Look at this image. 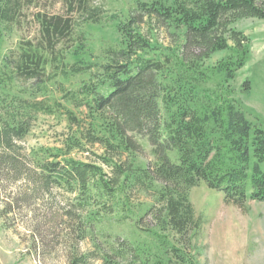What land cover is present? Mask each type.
I'll list each match as a JSON object with an SVG mask.
<instances>
[{
  "label": "trees",
  "instance_id": "1",
  "mask_svg": "<svg viewBox=\"0 0 264 264\" xmlns=\"http://www.w3.org/2000/svg\"><path fill=\"white\" fill-rule=\"evenodd\" d=\"M50 1L61 3L63 12H34L38 36L1 55L24 9L39 7V0H0L1 162L21 170L15 142L39 113L67 108L52 92L65 91L62 100L87 109L88 138L108 155L98 157L100 165L50 161L63 154L47 149L40 154L46 160L36 158L46 186L78 188L115 202L119 210L125 206L136 228L154 205L131 208L129 192L152 194L159 206L156 229L122 240L117 256L130 264H199L193 245L189 249L186 243L192 244L202 225L190 198L193 187L205 182L241 209L250 200L264 201V130L235 104L223 106L205 93L212 69L217 80H232L250 56L248 37L233 30L236 44L231 46L221 33L225 20L264 19V0L137 1L127 20L116 23L117 36L103 60L94 59L92 38L108 18L98 0ZM160 28L171 38L167 45L159 41ZM224 51L230 53L217 66H205ZM78 75L87 81L66 91L65 82ZM67 112L77 120L72 110ZM137 134L148 138L154 164L136 162L143 153ZM75 141L77 146L80 141ZM73 264L86 262L80 258Z\"/></svg>",
  "mask_w": 264,
  "mask_h": 264
},
{
  "label": "rangeland",
  "instance_id": "2",
  "mask_svg": "<svg viewBox=\"0 0 264 264\" xmlns=\"http://www.w3.org/2000/svg\"><path fill=\"white\" fill-rule=\"evenodd\" d=\"M137 1L146 0H98L97 5L108 18L92 31L97 48L95 60H103L117 36L116 23L127 20ZM44 9L63 12L61 3L52 6L50 0H39V7H26L20 23L7 36L1 55L17 48L20 41L38 36L33 13ZM114 16L118 18L115 21ZM227 19L221 33L231 46L236 44L231 39L233 30L248 37L250 56L232 80H217L219 75L212 69L205 93L220 99L223 106L229 102L235 104L255 127L264 130V19L246 17L235 22ZM156 33L161 43H170L165 30L160 28ZM229 53L214 54L205 66H217ZM87 79L83 75L73 76L65 82V90H77ZM52 92L67 108L52 114L39 113L25 137L15 142L20 153L18 172L22 174L0 160V264H73L80 258L86 264H130L119 258L115 249L126 238L151 234L156 229L159 206L152 194H144L139 189L130 191L131 208L154 205L136 228L134 217L125 206V210H119L115 202L82 193L78 188L72 190L53 183L46 186L39 169L40 160L36 159L46 160L40 155L45 150L63 154L50 161L73 159L96 165L102 163L98 157L108 155L100 144L88 138L91 120L87 109L62 100L63 90L54 88ZM67 109L74 112L77 120L69 118ZM135 138L143 146L136 162L144 167L154 164L148 138L138 134ZM74 140L80 143L75 146ZM261 167L264 170V163ZM105 171L111 173L106 167ZM190 198L202 225L192 244L186 243L189 249L193 245L199 264H264V201L250 200L241 209L227 204L224 193L209 188L205 182L190 190ZM168 236L173 239L172 233L168 232ZM146 240L151 243L150 238Z\"/></svg>",
  "mask_w": 264,
  "mask_h": 264
}]
</instances>
